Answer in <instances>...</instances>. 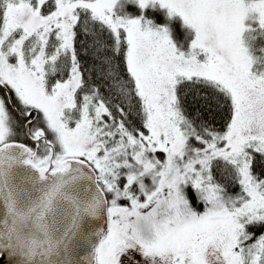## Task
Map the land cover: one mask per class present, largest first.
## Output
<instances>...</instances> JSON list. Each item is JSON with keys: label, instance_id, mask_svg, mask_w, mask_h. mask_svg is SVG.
I'll return each mask as SVG.
<instances>
[{"label": "snow or ice", "instance_id": "snow-or-ice-1", "mask_svg": "<svg viewBox=\"0 0 264 264\" xmlns=\"http://www.w3.org/2000/svg\"><path fill=\"white\" fill-rule=\"evenodd\" d=\"M0 264H264V0H0Z\"/></svg>", "mask_w": 264, "mask_h": 264}]
</instances>
